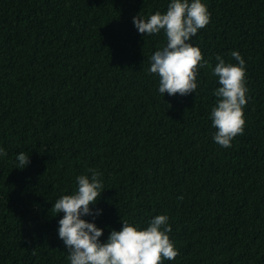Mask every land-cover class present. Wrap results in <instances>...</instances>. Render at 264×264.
<instances>
[{
	"label": "trees",
	"instance_id": "obj_1",
	"mask_svg": "<svg viewBox=\"0 0 264 264\" xmlns=\"http://www.w3.org/2000/svg\"><path fill=\"white\" fill-rule=\"evenodd\" d=\"M202 2L210 23L190 43L208 66L192 94L162 96L148 69L165 33L144 37L133 18L171 0H0V264H70L51 209L89 169L105 190L83 218L102 242L165 214L179 254L163 264H264V0ZM232 51L248 103L224 148L212 69L218 55L237 64Z\"/></svg>",
	"mask_w": 264,
	"mask_h": 264
},
{
	"label": "clouds",
	"instance_id": "obj_2",
	"mask_svg": "<svg viewBox=\"0 0 264 264\" xmlns=\"http://www.w3.org/2000/svg\"><path fill=\"white\" fill-rule=\"evenodd\" d=\"M210 19L208 7L202 0H171L163 14L156 12L145 20L140 12L133 18L135 27L144 37L162 30L165 33L166 45L150 57L148 69L149 74L160 78L158 91L162 96L165 93L187 96L196 91L198 71L208 66V61L204 60L201 49L190 41ZM230 55L237 64L226 63L218 55V63L212 69L221 86L215 89L214 94L219 99L210 115L212 126L217 129L214 140L224 148L232 147L233 139L244 133V106L248 103L245 60L238 51ZM6 156L7 151L0 148V157ZM16 160V167L20 169L30 163L29 154L24 152L19 153ZM88 171L91 176H78L76 191L61 196L51 209L56 215L64 213L59 220L58 236L69 250L70 264H163L165 260L176 259L179 253L168 235L171 226L165 214L155 216L143 230L123 220L122 229L111 231L107 241L102 242L104 229L83 218L95 219L102 214V209L94 210L91 205L105 190L100 179L102 174L95 169Z\"/></svg>",
	"mask_w": 264,
	"mask_h": 264
}]
</instances>
